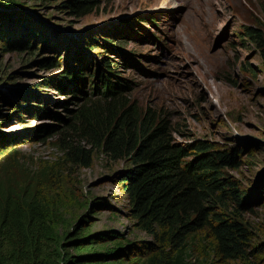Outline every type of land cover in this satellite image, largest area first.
Masks as SVG:
<instances>
[{"label":"rangeland","instance_id":"obj_1","mask_svg":"<svg viewBox=\"0 0 264 264\" xmlns=\"http://www.w3.org/2000/svg\"><path fill=\"white\" fill-rule=\"evenodd\" d=\"M20 1L22 6L14 10L21 18L0 25L5 36L0 42V96L8 100L0 101L4 146L18 150L34 169L58 161L62 152L54 143L77 108L84 101L109 102L98 95L107 88L94 91V85L102 82L103 71H110L111 81L128 86L120 97L169 113L176 143L204 141L235 151L238 167L226 163L224 175L237 179L247 193L236 218L252 232L250 249L240 259L224 260L202 243L193 251V263L264 264V58L245 37L246 27L264 29V0H181V5L174 0L175 13L163 11L161 0H95L97 7L83 16L61 6L74 0ZM11 12L0 9L3 16ZM133 13L139 16L133 18ZM34 23L43 34L36 42L24 35ZM142 25L169 45L167 58L154 59L159 51L144 39ZM192 33L202 37L195 41ZM106 41L115 47L109 49ZM5 43L8 49L2 50ZM82 56L87 67L79 61ZM101 56L110 61V69L102 66ZM68 64L93 73L84 74L85 85L75 84L81 75L69 73ZM154 70L162 74L155 78ZM68 74L71 80L61 81ZM123 167L124 161L99 156L90 167L78 164L68 170L76 203L62 211L61 233L86 213L87 201H94L92 230L118 227L130 241H153L127 217H110L112 210L124 212L129 201L115 179L104 177Z\"/></svg>","mask_w":264,"mask_h":264},{"label":"trees","instance_id":"obj_2","mask_svg":"<svg viewBox=\"0 0 264 264\" xmlns=\"http://www.w3.org/2000/svg\"><path fill=\"white\" fill-rule=\"evenodd\" d=\"M94 2L64 1L61 6L83 16L97 7ZM0 5L11 8L22 6V2L0 0ZM19 14L13 10L8 16L0 15V25L18 20ZM24 35L34 42L43 36L35 23ZM245 37L259 47L264 58V29L246 27ZM106 42L109 49L115 47ZM8 46L5 43L1 49ZM85 56L79 59L84 65ZM101 57L102 66L110 69V61ZM67 66L69 73L73 70L83 75L76 76L75 84L85 85L84 74H93L79 65ZM71 74L63 75L61 81H70ZM109 74L114 76L103 71L102 86L96 81L94 89L106 87L107 91L101 89L99 94L110 98L109 102L84 101L77 108L54 143L62 152L58 161L34 169L18 150L6 148L0 137V264H194L193 251L202 243L218 258H242L250 249L252 232L236 213L247 193L237 179L224 175L226 163L238 167L235 151L214 148L204 141L185 146L176 143L169 113L120 97L123 87L128 86L111 81ZM1 100L8 104L5 97L0 96ZM99 156L125 162L120 168L123 171L113 179L129 206L124 212L112 210L110 217H127L153 241H130L128 232L118 227L92 230L94 201L86 202V213L71 229L59 231L62 211L76 203L68 170L78 164L90 167ZM192 157L196 159L189 163Z\"/></svg>","mask_w":264,"mask_h":264},{"label":"bare ground","instance_id":"obj_3","mask_svg":"<svg viewBox=\"0 0 264 264\" xmlns=\"http://www.w3.org/2000/svg\"><path fill=\"white\" fill-rule=\"evenodd\" d=\"M161 2L163 3V6H162V8H163V11H168V10H170V9H172L173 7H177L178 5H176V4H174V0H161ZM173 9H176V8H173ZM133 18L135 17H138L139 15H137V14H135V13H133ZM131 17V16H130ZM186 18H187V16H186ZM184 19V18H183ZM189 22H190V20H189ZM191 28H192V24H191ZM195 30H197V29H195ZM181 34V33H180ZM193 34V33H192ZM184 35V34H183ZM194 35V37H195V41L196 40H198L200 37H202L201 35L202 34H200V35H197V34H193ZM196 35V36H195ZM184 36H186V35H184ZM181 37H182V35H181ZM201 40V39H200ZM198 42V41H197ZM200 47V46H199ZM98 80H100V78H97ZM118 83V82H117Z\"/></svg>","mask_w":264,"mask_h":264},{"label":"water","instance_id":"obj_4","mask_svg":"<svg viewBox=\"0 0 264 264\" xmlns=\"http://www.w3.org/2000/svg\"><path fill=\"white\" fill-rule=\"evenodd\" d=\"M9 7V6H8ZM18 8V5L17 6H15V7H11V8H4L3 6H1L0 5V9H5V10H14V9H17ZM123 171V169H119V170H117L116 172H114L113 174H111V175H107V176H105L104 178H107V179H113L114 178V176L116 175V174H118V173H120V172H122Z\"/></svg>","mask_w":264,"mask_h":264},{"label":"clouds","instance_id":"obj_5","mask_svg":"<svg viewBox=\"0 0 264 264\" xmlns=\"http://www.w3.org/2000/svg\"><path fill=\"white\" fill-rule=\"evenodd\" d=\"M126 85V84H125ZM98 95H100V94H98Z\"/></svg>","mask_w":264,"mask_h":264}]
</instances>
